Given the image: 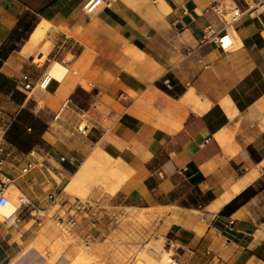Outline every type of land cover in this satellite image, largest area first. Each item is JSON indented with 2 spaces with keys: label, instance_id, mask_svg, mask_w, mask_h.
Returning a JSON list of instances; mask_svg holds the SVG:
<instances>
[{
  "label": "crops",
  "instance_id": "obj_1",
  "mask_svg": "<svg viewBox=\"0 0 264 264\" xmlns=\"http://www.w3.org/2000/svg\"><path fill=\"white\" fill-rule=\"evenodd\" d=\"M89 1L0 0L1 145L34 159L30 174L9 176L37 203L0 221V264L75 263L56 216L79 199L66 187L90 157L125 173L113 192V178H100L90 199L162 215L176 264H264V4L101 0L87 11ZM213 4L221 11L206 13ZM236 6L244 13L225 50L221 12ZM55 61L68 70L46 82ZM80 90L90 94L82 107ZM23 112L38 134L28 147L5 138Z\"/></svg>",
  "mask_w": 264,
  "mask_h": 264
},
{
  "label": "rangeland",
  "instance_id": "obj_2",
  "mask_svg": "<svg viewBox=\"0 0 264 264\" xmlns=\"http://www.w3.org/2000/svg\"><path fill=\"white\" fill-rule=\"evenodd\" d=\"M35 60L38 62V56H36ZM1 82L2 79L0 78ZM77 98L78 107L86 106L88 105L90 94L84 90H80ZM78 107H76L77 112H80ZM31 121L32 119L29 115L23 112L20 123L16 122L13 130H9L5 138L14 143L20 142L23 147L35 145L38 143V134L34 133V130L28 129L32 127L29 124ZM4 122H8V117L0 121V126ZM80 125V130L84 131L85 123ZM2 139V136H0V144H2ZM9 151L11 152L10 160L13 165L8 167L6 173L2 169L0 176L6 174L22 178L30 174L31 172L21 175L19 169L22 164L31 162L34 159L31 160L28 156H24V154H20L18 151H13L11 148H9ZM95 164L99 163L94 157H90L76 174L72 183L68 185L66 192L70 195L72 194V196H78L82 204L87 203L90 206L89 209L86 208L89 212L80 210L83 212L79 213V210L72 209L71 213L74 214V217L84 224L82 218L88 216V218H92L98 223L97 227L93 228L90 225V229L86 232L87 234L81 236L78 234L79 231L77 230L79 227L77 225L70 231L65 225L59 224L58 221L56 222L67 240L76 244L79 248V256L76 258L74 264H166V260H169L170 264H176L175 257L178 251L174 246V235L165 233L160 229L159 223L162 215L159 217L151 209L115 207L102 201L95 202L90 199V194L97 187L100 178H104L107 174L113 178L112 189H107L109 192H113L121 183L119 180L125 178V173L119 171L117 168L104 169L101 165H98L96 168L94 167ZM91 170L92 172L88 173ZM13 184V182L9 184L7 196L9 200L16 204L18 209L21 206L19 198L22 191ZM24 193L27 194L26 192ZM27 196L31 204L24 210L23 215H29V209H34L37 206V203L28 194ZM50 201L51 199L49 198ZM70 203L76 205L75 199H71ZM13 218L5 219L0 214V221L13 220Z\"/></svg>",
  "mask_w": 264,
  "mask_h": 264
},
{
  "label": "built area",
  "instance_id": "obj_3",
  "mask_svg": "<svg viewBox=\"0 0 264 264\" xmlns=\"http://www.w3.org/2000/svg\"><path fill=\"white\" fill-rule=\"evenodd\" d=\"M257 4H264V0H256ZM101 3V0H90L86 5H85V9L87 11H92L96 6H98ZM210 10L218 12L221 11L219 6L217 4H213L209 10L206 11V13H208ZM244 11L239 8V7H233L230 8L227 11H222L221 12V19L223 20L224 23V29L222 31V33L218 36V38L216 39V42L219 43L221 45V38L224 37L225 35L231 33V27L235 22H238L239 20H241L242 16H243ZM234 42H232L229 46L225 47V50H229L233 47ZM32 86L31 84L27 83L24 85V90L27 94H29L32 91ZM10 156H11V152L9 151L8 148H6L4 145L0 144V171L9 163H11L10 160ZM62 160H66L65 157H62ZM35 167V164L33 162H28L25 165H23L20 168V173L21 175H25L29 172H31V170ZM13 181L11 180L10 176L7 175H2V177L0 176V206H3L7 203L8 201V196H7V191H8V187L9 184L12 183ZM49 198L51 199V201L53 202V204H59L61 203V199L59 195H50ZM20 205L21 206H29L31 204V201L29 199V197L27 196V194L21 192L20 195ZM76 201V205L74 203L71 204V209H76L79 210V213L84 212H89L87 211L90 206L86 204H82V202L80 201V199H75ZM78 205V206H77ZM88 208V209H86ZM18 210V209H17ZM16 210V211H17ZM83 210V211H80ZM15 211V212H16ZM17 217L14 214V218L13 220H6V222L8 224H13L16 221ZM56 219L65 225L66 228L71 229L73 228L75 225H77L80 228H84L85 224H89L91 225L93 228L97 227V222L95 220H93L92 218H88V216H84L82 219L84 221V224L81 223V221H79L76 217H74V214L71 213V210H64L62 213L57 214Z\"/></svg>",
  "mask_w": 264,
  "mask_h": 264
},
{
  "label": "bare ground",
  "instance_id": "obj_4",
  "mask_svg": "<svg viewBox=\"0 0 264 264\" xmlns=\"http://www.w3.org/2000/svg\"><path fill=\"white\" fill-rule=\"evenodd\" d=\"M40 33H42V32H40L38 29L35 31V33L32 35V38L30 40L31 44H37L38 43V41L40 40ZM231 33H229V34H227V35H225L224 37L221 38V46L222 47L225 48V47L229 46L234 41V36ZM67 70L68 69L65 66H63L61 63L55 61L52 64V66H51V68H50V70L48 72V76L46 78V82H47L48 79H50V77H55V78L61 79L65 75ZM123 180L124 179H120L119 181L122 182ZM69 188H71V187L69 186ZM66 189H67V187H66ZM237 189H240V188L237 187L234 190H237ZM16 210H17L16 204L13 201L9 200V198H8V201H7V203L5 205L0 206V214L5 216V217H9L10 218L15 213ZM167 263L170 264V261L166 260V264Z\"/></svg>",
  "mask_w": 264,
  "mask_h": 264
},
{
  "label": "trees",
  "instance_id": "obj_5",
  "mask_svg": "<svg viewBox=\"0 0 264 264\" xmlns=\"http://www.w3.org/2000/svg\"><path fill=\"white\" fill-rule=\"evenodd\" d=\"M0 78L2 79V82L0 83V89L6 90L7 88L6 85L8 84L9 80L4 76H0ZM252 193L253 190L251 188L242 192L238 197H236L228 205L225 206V208L222 211V214H230L231 212L235 211L240 205V200L247 199L250 195H252Z\"/></svg>",
  "mask_w": 264,
  "mask_h": 264
}]
</instances>
